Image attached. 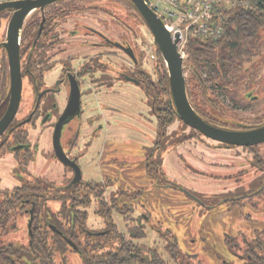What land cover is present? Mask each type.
I'll use <instances>...</instances> for the list:
<instances>
[{"label": "flooded vegetation", "instance_id": "af4514ba", "mask_svg": "<svg viewBox=\"0 0 264 264\" xmlns=\"http://www.w3.org/2000/svg\"><path fill=\"white\" fill-rule=\"evenodd\" d=\"M68 1L70 0L57 1L45 7L44 11L32 12L22 26L19 40L21 95L14 115L0 132V264H63L69 252L80 254L77 243L67 234L79 228L82 211L86 213L85 227L89 236L98 239L108 230L107 222L115 223L117 229L124 236L127 235L126 238L130 233L128 229L137 234H145L142 229H146V224L153 228L140 204L118 205L117 199L120 195H126V189L114 186L108 177L100 180L89 178L88 170L83 171V155L94 146L102 125L99 124L90 131L87 138L82 139L83 143H80L81 123L75 128L73 120L85 113V121L90 127H94L102 114L91 106L89 97L100 93L106 95L117 85L136 86L138 91L144 92L145 103L156 121L155 137L147 146L148 155L145 157L146 175L152 184L179 191L198 201L203 207H215L220 203L229 208L230 205L239 203L238 199L242 196L264 195V140L253 142L254 144H238L217 139L183 122L175 110L171 92L169 95L173 109L166 92L162 96L157 91L156 97L148 99L143 73L148 70L145 66L147 63L151 67L149 72H153L155 68L157 55L153 42L151 55H148L144 47L135 49L123 35L122 40L112 39L96 29L92 24H97L98 21L85 20L83 17L84 20L80 21L78 19L81 18L76 16L74 24H79L71 33L77 35L81 45L77 46L78 50L73 55L67 54L66 48L59 51L61 35L58 25L72 17V14H65V10L57 8L59 3ZM11 14V10L0 12V20L8 17L5 34L0 35V120L9 104L10 68L7 50L2 43L7 41ZM90 22H93V27L89 25ZM93 36L99 39L96 44ZM93 45L116 47L130 62L126 66L114 67L110 59L104 56L108 55V51L99 52L90 48ZM262 46L251 55V59L243 61L219 60L216 55L222 53L219 50L213 51L210 58L216 59L219 74L210 80L206 70H203V78H208L203 84H199L196 75L192 76L185 69V57L183 58L189 103L205 122L229 132H242L264 126V102L255 110L249 108L252 111L247 113L242 108L227 104L223 94L225 90H236L237 95L244 100H256L264 95ZM126 48L133 53L136 61ZM142 51L144 55L140 60ZM149 62L152 66H149ZM71 83H75L79 89V109L68 115L55 132L56 124L69 102ZM126 89L129 90L130 87ZM103 107L113 109L110 100ZM44 131L47 139L45 142L41 140ZM66 133L69 135L63 143L62 137ZM192 138L207 143L221 155L227 153L234 166H230L227 169L229 171L225 172L205 169L202 164L188 158L183 160V164L179 159L176 160L192 175L201 173L200 178H234L230 181L231 185L226 183L228 188L221 187L219 191H212L217 186L213 184L214 186L211 185L204 191L195 190L167 175L164 169L166 152L176 149L178 143ZM37 157L43 161L42 168V164L35 163ZM76 169L79 171L78 175ZM99 210L100 213H97ZM90 212L97 215L93 217L94 221L96 218L100 219V226L90 227L87 224ZM115 212L122 215L125 229L119 227L113 219ZM86 237L80 233L79 241H84ZM257 238V241L243 242L241 252H236L245 262H249L248 257L255 260L253 264H259L258 261L264 259V245L261 244L259 234ZM68 239L77 246L76 249ZM167 239L171 240L168 234ZM35 240L36 246L33 244ZM66 243L73 250L67 249ZM257 244L261 246V252L257 251Z\"/></svg>", "mask_w": 264, "mask_h": 264}, {"label": "rangeland", "instance_id": "374dc122", "mask_svg": "<svg viewBox=\"0 0 264 264\" xmlns=\"http://www.w3.org/2000/svg\"><path fill=\"white\" fill-rule=\"evenodd\" d=\"M222 3V7H230L233 2L225 0ZM57 9L65 10V14H72V17L58 25L61 35L59 51L66 48L68 50L66 53L73 55L78 50L77 46L81 45L77 35L74 32L71 33L79 24V22L74 24V21H77L75 17L78 16L82 19H78L80 21L84 19L98 21L97 24L90 22L89 25H93L112 39L122 40L121 35H123V38L135 49L144 47L147 54L151 55L152 42L150 40L152 35L126 0H70L59 3ZM7 18L3 17L0 20L1 36L5 34ZM93 38L96 44L99 39L95 36ZM90 48L97 49L99 52L108 51V55L104 54V56L110 59L114 67L126 66L130 62L116 47L93 45ZM217 48L220 52L224 51L221 46ZM261 50L264 52V45ZM188 52L186 46V55ZM147 65L148 63L145 66L150 71L151 67ZM149 66H152L151 62H149ZM186 74L187 72L184 71L185 77ZM128 87H130L129 90L126 89ZM128 87L117 85L113 91L106 95L100 93L89 97L91 106L97 113L102 114V118L95 123L96 126L88 125L85 121V113L74 118L75 128L79 127V123H81L80 143H83L82 139L87 138L90 131H93L99 124L102 125L94 146L83 155V171L88 170L89 178L100 180L102 177H108L114 186L126 189V195L118 197V205L131 203L142 206L153 228L146 224V229H142L145 234L134 238L135 242L156 246L160 251L162 250L164 257H167L163 246L167 241L168 234L171 239L177 242L179 250L184 255L196 256L204 260L206 264H253L252 262L255 260L252 261L253 259L248 257L249 262H245L236 252H241L243 242L257 241L258 234L262 241L261 244L264 245V195L261 197L242 196L238 199L239 203L230 205L229 208L220 203L215 207H203L197 203L198 201L179 191L152 184L146 175L145 157L147 158L148 155L147 146L152 143L155 137L156 121L145 103L144 92L138 91L136 86L129 85ZM223 94L227 104L242 108L247 113L257 109L260 105L262 106L264 102V95H260L256 100H244L237 95L236 90H225ZM107 100H110L113 109L103 107ZM45 132L41 139L43 142L47 140ZM68 135V133L63 135V143ZM217 151L207 143L204 144V142L192 138L189 141L178 143L176 149L166 152L164 169L169 177L175 178L195 190L204 191L211 185H217L212 191L214 189L219 191L221 187L226 189L228 188L226 183L231 185L230 181L234 178L228 176L215 177L214 179L209 176L200 178L201 173H197V176L192 175L182 165L183 160L188 158L202 164L205 169L229 171L227 169L234 166V163L230 162L232 158L227 153L221 155ZM262 152L264 154V151ZM35 163L42 164L40 167H43V161L40 158L37 157ZM2 181L4 182L3 179ZM136 190L140 192H136ZM95 216L97 217L93 212L89 213L87 224L90 227H98L101 224L100 219L93 220ZM113 219L119 227L125 229L121 214L115 212ZM261 230L263 231L260 232ZM256 233L258 234L256 235ZM125 236L127 237V235ZM97 240V237L89 236L87 242L93 243ZM256 248L261 252L260 245L257 244ZM68 260L70 264H81V256L77 252H69ZM261 260L258 263L264 264V259Z\"/></svg>", "mask_w": 264, "mask_h": 264}, {"label": "trees", "instance_id": "16d2710c", "mask_svg": "<svg viewBox=\"0 0 264 264\" xmlns=\"http://www.w3.org/2000/svg\"><path fill=\"white\" fill-rule=\"evenodd\" d=\"M129 6L135 11L145 26L146 23L133 6V4L126 0ZM252 5L245 7L243 5L235 4L234 6L225 9L223 25L225 27V33L217 40H201L198 38L188 37L187 47L189 52L185 57L184 65L185 69L190 71L192 76L196 75L199 84H203L204 81H208V78H203V70H206V74L209 79L217 77L219 74V68L216 65V59H229V60H246L251 59V55L258 51L259 47L264 42V0H249ZM9 10H4V12ZM220 8L214 7L212 9L213 17L217 15ZM39 10L34 11L38 13ZM33 13V14H34ZM26 32V25L23 28ZM156 49V63L154 65V71L149 72L146 70L143 75L145 77V91L148 99L156 97L157 91L162 96L164 92L168 94L169 105L173 109L172 102L170 100L169 79L163 58L158 50L155 42H153ZM224 48L222 55H216L214 60L210 58V53L218 50L217 47ZM144 53L141 52L140 60H142ZM218 57V58H217ZM156 76V77H154ZM156 78V79H153ZM87 204V202H83ZM100 213L99 211H96ZM86 213L82 211L79 218V228L71 230V233L67 235L77 243V246L81 250L80 256L82 258V264H206V262L196 256L184 255L178 246L177 242L173 239L166 241L163 246V250L167 253V257H164L162 250L156 246H147L139 244L133 240V238L141 236L142 233H135L132 229L128 238H126L122 232H120L116 224L113 222H107L108 230L104 231L98 239V241L89 243L84 241L89 237V233L85 227ZM112 221V220H111ZM85 234L87 237L84 241H79V235ZM70 234V235H69ZM37 245L36 240L33 243ZM66 248H70L66 243ZM85 246H89L86 248ZM70 250H73L70 248ZM68 254L64 259L63 264L68 263ZM205 262V263H204Z\"/></svg>", "mask_w": 264, "mask_h": 264}, {"label": "water", "instance_id": "95a60500", "mask_svg": "<svg viewBox=\"0 0 264 264\" xmlns=\"http://www.w3.org/2000/svg\"><path fill=\"white\" fill-rule=\"evenodd\" d=\"M61 0H10L0 3V12L4 10H11L12 14L8 22L7 41L2 45L7 50V56L10 68V92H9V104L4 113V116L0 120V132L4 130L9 120L14 115L20 95H21V75L19 65V40L22 30V26L26 18L34 11H44L45 7ZM136 8L144 22L146 23L151 35V42H155L163 61L166 66L169 89L174 103L175 110L178 116L184 123L190 125L201 131L204 134L212 135L217 139L230 142H238V144H254L253 142H259L264 140V126L247 131L229 132L211 124L205 122L192 108L189 103L187 93L185 76L183 70V58L177 50L178 34H172L166 27L164 21L158 16L144 0H129ZM131 58L136 61L133 53L126 48L125 49ZM131 79L132 78H128ZM72 84V83H71ZM79 109V89L75 83L71 86L69 102L66 110L60 116L57 126L74 111ZM252 142V143H251ZM77 175L79 171L76 169ZM77 179V178H76ZM75 249L77 246L67 240Z\"/></svg>", "mask_w": 264, "mask_h": 264}, {"label": "built area", "instance_id": "2783aa9c", "mask_svg": "<svg viewBox=\"0 0 264 264\" xmlns=\"http://www.w3.org/2000/svg\"><path fill=\"white\" fill-rule=\"evenodd\" d=\"M10 0H0L1 2ZM148 6L162 18L167 29L178 34L177 50L184 58L188 37L201 40H217L225 33L223 25L225 9L235 4L252 6L249 0L232 1L230 7H222L225 0H144ZM220 8L213 17L212 9Z\"/></svg>", "mask_w": 264, "mask_h": 264}, {"label": "bare ground", "instance_id": "6f19581e", "mask_svg": "<svg viewBox=\"0 0 264 264\" xmlns=\"http://www.w3.org/2000/svg\"><path fill=\"white\" fill-rule=\"evenodd\" d=\"M182 57V56H181ZM183 58V57H182Z\"/></svg>", "mask_w": 264, "mask_h": 264}]
</instances>
